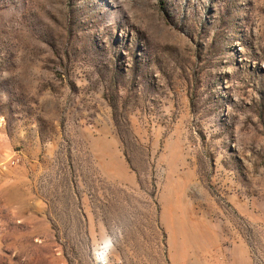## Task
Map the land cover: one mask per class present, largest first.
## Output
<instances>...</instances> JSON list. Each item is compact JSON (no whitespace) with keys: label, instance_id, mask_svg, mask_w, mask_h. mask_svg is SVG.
<instances>
[{"label":"rangeland","instance_id":"obj_1","mask_svg":"<svg viewBox=\"0 0 264 264\" xmlns=\"http://www.w3.org/2000/svg\"><path fill=\"white\" fill-rule=\"evenodd\" d=\"M264 264V0H0V264Z\"/></svg>","mask_w":264,"mask_h":264},{"label":"bare ground","instance_id":"obj_2","mask_svg":"<svg viewBox=\"0 0 264 264\" xmlns=\"http://www.w3.org/2000/svg\"><path fill=\"white\" fill-rule=\"evenodd\" d=\"M95 255V262L97 264H104L106 259H105V250L103 248L97 250V252L94 254Z\"/></svg>","mask_w":264,"mask_h":264},{"label":"built area","instance_id":"obj_3","mask_svg":"<svg viewBox=\"0 0 264 264\" xmlns=\"http://www.w3.org/2000/svg\"><path fill=\"white\" fill-rule=\"evenodd\" d=\"M105 264V263H104Z\"/></svg>","mask_w":264,"mask_h":264}]
</instances>
